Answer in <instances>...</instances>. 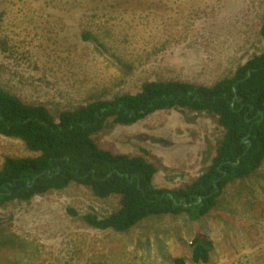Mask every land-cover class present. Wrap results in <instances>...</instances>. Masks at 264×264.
<instances>
[{
  "label": "rangeland",
  "instance_id": "1",
  "mask_svg": "<svg viewBox=\"0 0 264 264\" xmlns=\"http://www.w3.org/2000/svg\"><path fill=\"white\" fill-rule=\"evenodd\" d=\"M263 22L264 0H0V86L58 114L151 80L213 84L264 50ZM222 131L206 113L172 109L108 122L97 138L123 153L147 149L160 165L154 184L173 189L211 163ZM30 155L0 134V168L6 156ZM219 199L199 220L152 216L126 233L79 218L119 202L83 185L15 200L0 207V233L20 246L0 241V264H264V162ZM199 232L213 245L207 263L192 260Z\"/></svg>",
  "mask_w": 264,
  "mask_h": 264
},
{
  "label": "trees",
  "instance_id": "2",
  "mask_svg": "<svg viewBox=\"0 0 264 264\" xmlns=\"http://www.w3.org/2000/svg\"><path fill=\"white\" fill-rule=\"evenodd\" d=\"M260 32L264 38V22ZM234 87L238 96L232 103ZM172 109L206 113L223 130L211 163L183 186L168 189L154 184L160 165L148 159L147 149L123 153L103 147L97 138L108 122L132 125ZM0 134L21 139L35 153L5 157L0 168V207L79 184L97 197L119 198L118 206L105 216L79 215L98 230L126 233L161 215L196 221L217 207L232 183L249 178L264 162V50L213 84L151 80L136 93L96 99L58 114L45 103L28 102L0 86ZM200 197L201 203H193ZM0 241L3 247L20 246L19 240L3 238L2 233ZM191 244L192 260L209 262L213 245L207 235L196 233ZM172 264L189 263L184 256H175Z\"/></svg>",
  "mask_w": 264,
  "mask_h": 264
},
{
  "label": "water",
  "instance_id": "3",
  "mask_svg": "<svg viewBox=\"0 0 264 264\" xmlns=\"http://www.w3.org/2000/svg\"><path fill=\"white\" fill-rule=\"evenodd\" d=\"M250 75H251V71L249 72V75H248V76H250ZM234 91H235V96H234V99H233L232 103H234V101L237 99V96H238V92H237V88H236V87H234ZM238 99L241 100V98H238ZM237 162H239V159H238ZM202 200H203V198L200 197L197 201H195V202H193V203H195V204H199V203L202 202ZM174 201L176 202L175 199H174ZM176 203H177V202H176ZM193 203H190V204H188V203H184V206H185V207H188V206L193 205Z\"/></svg>",
  "mask_w": 264,
  "mask_h": 264
},
{
  "label": "bare ground",
  "instance_id": "4",
  "mask_svg": "<svg viewBox=\"0 0 264 264\" xmlns=\"http://www.w3.org/2000/svg\"><path fill=\"white\" fill-rule=\"evenodd\" d=\"M29 263V262H28Z\"/></svg>",
  "mask_w": 264,
  "mask_h": 264
}]
</instances>
